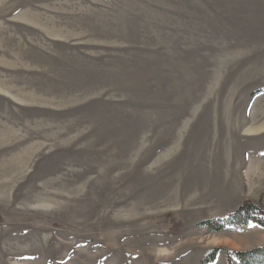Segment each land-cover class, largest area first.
<instances>
[{
	"label": "rangeland",
	"instance_id": "1",
	"mask_svg": "<svg viewBox=\"0 0 264 264\" xmlns=\"http://www.w3.org/2000/svg\"><path fill=\"white\" fill-rule=\"evenodd\" d=\"M254 208L264 0H0V264H253Z\"/></svg>",
	"mask_w": 264,
	"mask_h": 264
},
{
	"label": "trees",
	"instance_id": "2",
	"mask_svg": "<svg viewBox=\"0 0 264 264\" xmlns=\"http://www.w3.org/2000/svg\"><path fill=\"white\" fill-rule=\"evenodd\" d=\"M255 209V214L259 217V218H257V220L259 221L258 223L262 226H264V210L263 209H260V208H258V209H256V208H254ZM246 216V215H245ZM205 224H207V225H211L213 222H211V221H206V222H204ZM258 251H263V253H261V256L263 257L262 259H263V261L260 259L259 261H257V260H254V262H252L253 264H264V247L263 248H260ZM235 255H237V257H238V259L240 260V262H242V264H245V262H243L244 261V258L241 256V254H238V253H236ZM215 257V253H211L210 254V256L206 259V262L208 263V262H210V261H212V259ZM253 261V260H252Z\"/></svg>",
	"mask_w": 264,
	"mask_h": 264
}]
</instances>
